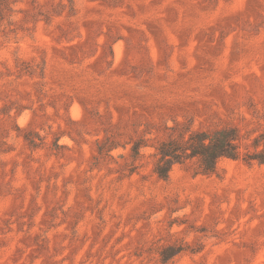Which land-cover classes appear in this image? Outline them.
Here are the masks:
<instances>
[{
	"label": "rangeland",
	"instance_id": "1",
	"mask_svg": "<svg viewBox=\"0 0 264 264\" xmlns=\"http://www.w3.org/2000/svg\"><path fill=\"white\" fill-rule=\"evenodd\" d=\"M0 16V264H264V166L218 176L129 145L264 130V0H13ZM150 134H147V133Z\"/></svg>",
	"mask_w": 264,
	"mask_h": 264
},
{
	"label": "trees",
	"instance_id": "2",
	"mask_svg": "<svg viewBox=\"0 0 264 264\" xmlns=\"http://www.w3.org/2000/svg\"><path fill=\"white\" fill-rule=\"evenodd\" d=\"M13 0H0L2 8H9ZM165 138L150 143L146 133L120 143L113 136H106L96 145L98 156L109 154L118 147L129 145V156L126 162L128 175L138 172L143 165L145 152L153 149L152 174L159 180L167 181L174 166L189 169L194 176H218V164L223 160L240 161L247 166H264V130L251 136L243 135L233 125L218 126L211 129L194 130L189 123L182 125L175 122L174 127L166 128ZM147 134H150L149 132ZM200 248H188L183 244H169L158 251L160 264H172L174 257L184 252L196 254Z\"/></svg>",
	"mask_w": 264,
	"mask_h": 264
}]
</instances>
